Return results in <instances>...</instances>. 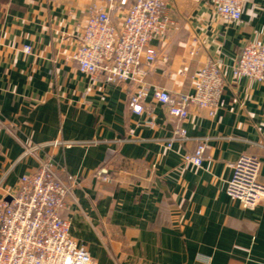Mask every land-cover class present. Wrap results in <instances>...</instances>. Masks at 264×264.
I'll return each mask as SVG.
<instances>
[{
	"label": "crops",
	"instance_id": "1",
	"mask_svg": "<svg viewBox=\"0 0 264 264\" xmlns=\"http://www.w3.org/2000/svg\"><path fill=\"white\" fill-rule=\"evenodd\" d=\"M165 1L177 29L152 43L149 86L191 93L209 60L224 74L217 109L193 107L181 123L152 93L136 115L130 85L79 71V30L103 0H0V197L51 157L74 186L61 212L70 235L97 264H264V202L244 210L227 192L243 155L261 160L264 182V84L235 74L245 45L264 44V0H246L241 22L210 0ZM203 140L202 165L185 161ZM34 145L45 148L25 156Z\"/></svg>",
	"mask_w": 264,
	"mask_h": 264
},
{
	"label": "built area",
	"instance_id": "2",
	"mask_svg": "<svg viewBox=\"0 0 264 264\" xmlns=\"http://www.w3.org/2000/svg\"><path fill=\"white\" fill-rule=\"evenodd\" d=\"M215 15L227 22H241L246 0H210ZM87 19L78 33L73 56L79 71L105 85H130L129 108L136 115L147 111L148 98L169 107L171 116L184 122L197 107L213 113L224 88L222 63L209 60L192 76V92L173 97L167 90L151 87L146 81L158 59L154 40H162L177 24L167 16L165 0H103L87 10ZM118 17L120 24L114 21ZM31 53V47H24ZM236 76L264 84V44L248 43L235 67ZM177 139L187 140L180 128ZM45 147H29L25 156L36 155ZM167 148H171L168 144ZM206 141L185 161L201 166ZM261 160L243 155L233 163L228 195L244 210H254L264 202ZM62 168L51 157L40 160L35 172L24 176L13 194L0 197V264H97L87 248L70 235V221L62 216L73 184L62 178ZM103 182H111L103 169L97 172ZM113 185H115L113 183Z\"/></svg>",
	"mask_w": 264,
	"mask_h": 264
}]
</instances>
